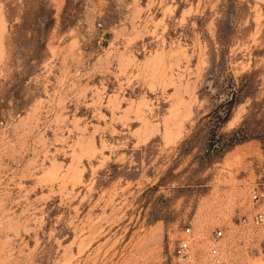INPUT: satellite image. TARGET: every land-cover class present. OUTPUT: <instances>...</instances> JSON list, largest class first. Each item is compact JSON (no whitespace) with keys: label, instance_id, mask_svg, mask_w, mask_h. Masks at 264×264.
Returning <instances> with one entry per match:
<instances>
[{"label":"rangeland","instance_id":"rangeland-1","mask_svg":"<svg viewBox=\"0 0 264 264\" xmlns=\"http://www.w3.org/2000/svg\"><path fill=\"white\" fill-rule=\"evenodd\" d=\"M256 212L264 0H0V264H264Z\"/></svg>","mask_w":264,"mask_h":264},{"label":"built area","instance_id":"built-area-1","mask_svg":"<svg viewBox=\"0 0 264 264\" xmlns=\"http://www.w3.org/2000/svg\"><path fill=\"white\" fill-rule=\"evenodd\" d=\"M260 195L261 194L254 191L252 193L253 200H258L260 198ZM254 218L257 222H261L264 220V213L263 212H256ZM221 235H222V230H217L214 234L215 237H220ZM215 252H216V249L213 248L212 253H215ZM177 255L183 261L184 264H190V262L192 260V254L190 251L189 237L183 238L180 241L178 248H177Z\"/></svg>","mask_w":264,"mask_h":264}]
</instances>
